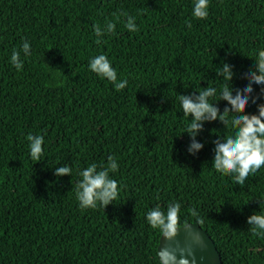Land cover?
<instances>
[{
  "label": "trees",
  "instance_id": "16d2710c",
  "mask_svg": "<svg viewBox=\"0 0 264 264\" xmlns=\"http://www.w3.org/2000/svg\"><path fill=\"white\" fill-rule=\"evenodd\" d=\"M193 3L0 0V264H160L161 234L147 213L166 214L169 203L181 204L179 227L197 225L211 238L220 264H264V236L248 224L262 214L264 166L243 186L217 173L215 142L233 130L203 122L195 135L203 147L190 152L193 118L177 99L219 91L224 64L233 96L249 84L264 50V0H209L206 19L193 17ZM98 55L124 89L90 71ZM252 87L248 114L264 85ZM218 101L221 114L231 107ZM29 135L44 139L38 162ZM109 157L118 198L81 209L80 173L93 164L94 175L108 171ZM65 166L71 174L57 176Z\"/></svg>",
  "mask_w": 264,
  "mask_h": 264
},
{
  "label": "clouds",
  "instance_id": "9594fccd",
  "mask_svg": "<svg viewBox=\"0 0 264 264\" xmlns=\"http://www.w3.org/2000/svg\"><path fill=\"white\" fill-rule=\"evenodd\" d=\"M209 0H194L192 15L196 19H206L208 16ZM191 27L190 23L188 24ZM109 31L113 30L114 25L109 24ZM126 28L136 31L131 21ZM97 33L99 29H96ZM24 51H28V45H24ZM19 53L12 56V64L19 71L23 65L18 63ZM257 68L248 74L249 84L242 90L236 89V94L229 87L233 79V73L227 64L223 70L217 69L218 75H223L224 83L219 88L209 86L207 89H200L197 97L178 96L177 99L182 108L183 114L188 118H193L188 123L186 132L192 136L193 143L190 152H198L203 147L202 144L195 142L196 133L202 130L203 122H213L219 120L225 127L233 130L232 135L223 137L224 142H215V157L212 167L223 176H230L236 184L244 185L250 175H254L264 166V103H257L258 99H264V88H261V95L251 99V104L256 105V113L248 114L247 108L253 93V85H264V50L258 53ZM91 72L100 78H107L115 85L116 91H121L127 86V81H117V73L105 55L96 56L89 65ZM259 73L257 75L256 73ZM219 94V101H226L231 107H225L221 114L218 107L213 106L211 98ZM218 101V102H219ZM217 102V103H218ZM30 144L31 160L38 162L42 156L44 139L37 136L35 139L29 135L27 137ZM110 168L108 171H101L94 175L96 166L93 164L85 171L80 173L82 181L76 185V199L81 209H95L98 205L106 207L119 195L118 183L114 179H109V171L116 172L117 164L112 162L109 157ZM72 169L68 166L57 169L56 175H70ZM180 203H169L166 214L159 206L155 210L147 213V221L152 229H158L163 238L169 241V246L163 247L158 252L160 264H189L184 249H176L170 246L179 232V212ZM262 214H254L248 218V224L253 225L249 231L254 237L264 236V204L261 205ZM189 212L193 216L197 213L192 209ZM199 220V218H198ZM199 223H203L199 220ZM188 227L186 226L185 229ZM193 239L202 244L199 234H195ZM191 250H187V255H191ZM179 257V258H178Z\"/></svg>",
  "mask_w": 264,
  "mask_h": 264
},
{
  "label": "water",
  "instance_id": "95a60500",
  "mask_svg": "<svg viewBox=\"0 0 264 264\" xmlns=\"http://www.w3.org/2000/svg\"><path fill=\"white\" fill-rule=\"evenodd\" d=\"M188 227L185 229V227ZM179 232L175 240L170 244L171 247L176 249H184L186 251V258L189 264H220V257L217 253L211 238L201 229V227L194 224H185L179 227ZM199 234L202 239V244L197 243L193 236ZM169 241L165 240L161 235L158 240L156 253L165 246H169ZM187 250H191V255H187ZM179 258V257H178ZM157 260L159 257L157 255ZM160 262V261H159Z\"/></svg>",
  "mask_w": 264,
  "mask_h": 264
}]
</instances>
